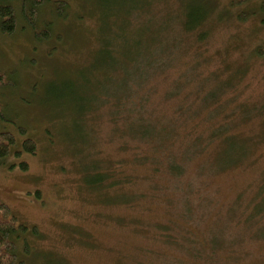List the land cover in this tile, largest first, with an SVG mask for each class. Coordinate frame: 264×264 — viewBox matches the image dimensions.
<instances>
[{
    "label": "rangeland",
    "instance_id": "374dc122",
    "mask_svg": "<svg viewBox=\"0 0 264 264\" xmlns=\"http://www.w3.org/2000/svg\"><path fill=\"white\" fill-rule=\"evenodd\" d=\"M153 1L150 6L154 4V13L156 8L160 9L155 17L159 26L173 25L174 17L168 15L176 14L182 0ZM260 1L209 0L216 10L213 16L217 23L210 22L212 32L200 51L198 47L196 51L189 48L183 56L181 51L175 52L171 56L173 65L182 56L186 64L182 66L180 62L181 68L175 65L171 69L167 61H160L165 76L158 85L162 90L163 106L168 109L175 102L164 99L178 91L183 92L188 103L200 108V103L206 100L204 94L197 93V88L203 84L210 90L216 88V82L209 79L217 72L229 69L221 75V80L227 82L230 75L231 81L227 84L232 85L227 86L225 98L234 103L224 101L223 105L230 112L236 109L229 126L230 135L245 137L252 146L243 166L213 175H194L196 183L199 179L210 182L205 194L216 200L215 206L207 209L208 217L196 227L201 230L203 240L211 238L210 225L217 219L220 204L229 205L231 199L242 193L238 190L245 191L246 198H249L257 190L259 181L264 182V57L255 53L257 49L264 51V13L255 10ZM114 2L116 4L118 0ZM146 2L129 0L128 3L135 7L133 12L127 5L121 7L123 11L130 10L136 19L133 27L137 30L130 25V31L141 29V49L138 55L125 54L123 57L113 54V69L108 71L102 68V54L98 57L93 54L95 41L105 30L103 23L99 25V19L103 20L105 11L107 13L106 9L96 6V0H81V7L74 17V11L70 10L69 20L64 21H68L67 24L55 20L56 15L51 16L47 10L45 18L55 22V33L50 39L40 40L43 37L37 32L35 36V32L24 24L13 35L0 34V70L12 74V86L0 90V103H3L0 124L17 140L12 157L6 161L7 166H0V202L12 209L21 224L36 227L40 234L33 236L30 232L25 236L21 264H130V257L131 262H136L140 239H144L139 230L146 228H142L144 222L135 224L131 221L137 215L143 220L164 215L163 210L146 214L143 206L138 208L139 211L114 207L112 190H109L110 195L103 197L105 191H92L87 185L96 177L98 170L95 168L100 161L113 157L116 160V141L120 138L127 140L130 133L127 123L114 120V103L94 102L92 111L84 116L82 110L86 104L83 97H90L89 90L94 96L98 95L96 81L99 79L105 83L106 74L111 76V88L117 89L115 84L122 76L139 81L141 72H146V25L150 22L146 19ZM71 3L73 9L78 5L77 0ZM241 14H246L244 20L240 18ZM114 23V19L111 20L112 26ZM38 26L43 28L42 24ZM117 29L118 26L113 27V30ZM126 38L130 47L137 40L130 33ZM112 44L115 49L116 44ZM119 45L123 47L125 43ZM137 61L141 71L136 68ZM194 64L199 69L196 70ZM224 65L228 66L224 68ZM115 68H118L116 72ZM176 80L191 82V85L178 89L174 85ZM171 81L173 85L166 86ZM175 101L181 103V99ZM237 107L244 110H237ZM204 116L214 115L206 112ZM247 119L246 128L238 129L237 124ZM118 130H122L121 134ZM26 139L36 142L35 155L23 152ZM22 163L28 165L27 170L21 168ZM144 169H140L141 174L145 173ZM194 198L198 201L197 193ZM98 200L110 201L113 205ZM234 205L235 200L231 207ZM118 217L129 221L119 223ZM245 226H239L235 221L228 223L225 236L229 242L234 237H241L240 243L234 245L238 255L226 264L264 263V239L254 237ZM146 243L161 253L182 255L179 249L164 243L151 240ZM163 263L164 259H158V264Z\"/></svg>",
    "mask_w": 264,
    "mask_h": 264
},
{
    "label": "trees",
    "instance_id": "16d2710c",
    "mask_svg": "<svg viewBox=\"0 0 264 264\" xmlns=\"http://www.w3.org/2000/svg\"><path fill=\"white\" fill-rule=\"evenodd\" d=\"M71 1L0 0V34L13 35L20 25L24 24L35 32V36L41 35L43 38L40 40L50 39L55 33V22L46 19L45 12L48 10L51 16L56 15L55 20L67 24L68 21H64L69 20L70 10L74 11V17L81 7V0H77L78 5L74 9ZM96 1L98 2L96 6L106 9L107 13L105 11L103 20L101 17L99 19V25L103 23L105 30L100 32L96 39L93 54H97V57L102 54V68L108 71L113 69V54L123 57L125 54L138 55L143 35L141 29L133 33L130 31L131 26L134 30L137 28H134L136 19L132 15L135 7L128 3L129 0H118L116 4L114 0ZM146 1V19L150 20L146 25V65L144 64L146 72H141L139 81L122 76L120 82L115 84L117 89L111 88L113 85L111 76L106 74L105 83L99 79L96 81L98 84L95 89L99 90V94L94 96L89 90L90 97H83L86 104L82 110L84 116L88 111H92L91 104L94 102L109 105L114 103V120L127 123L130 133L127 140L120 138L116 141V160L113 157L100 161L95 168L98 170L96 177L87 185L92 191H105L103 197L113 192L114 207L121 206L139 211L141 209L138 208L143 206L146 214L163 210L164 215L156 219L143 220L139 215L134 216L135 219L133 218L131 222L135 224L144 222L142 228L146 229L139 230L140 237L144 239H140L137 261L131 262L130 257V264H158V259L161 258L164 259L163 264L219 262L226 264L238 255L234 245L240 243L241 237L240 235L234 237L229 242L225 236L229 222L235 221L239 226L247 225L246 231L250 229L254 237L264 239V182L260 181L251 197L246 198V192L238 190V193H242L231 199L229 205L227 203L219 205L217 219L210 225V229L212 228L210 240L201 239V230L196 228L208 217L207 209L213 208L216 200L205 194L207 184L210 182L207 179H199L196 183L194 175H213L243 166L245 157L252 149L245 137L230 135L229 126L233 122L236 109H231L230 112L223 107L224 101L234 103L228 97L225 98L228 90L226 88L232 85L227 84L231 81L230 75L227 82H224L221 75L227 69L222 70V73L217 72L209 79L216 82V88L207 89L206 84L197 88V93L204 94L203 98L206 100L205 103H200L201 107L198 109L188 103L182 91L164 99L166 102L169 100L175 102L171 109L167 106L164 108L162 90L158 85L165 76L160 61H167L168 65L170 64L168 68L180 66V62L184 66L186 63L181 57L190 49L196 51V47L199 52L202 45L207 42L212 32L209 24L216 22L213 16L216 10L209 0H182L176 14L168 15L170 18L174 17L173 25L164 27L159 26L155 19L160 9L156 8L155 14L152 9L154 4L150 6L152 0ZM260 2L255 10L257 13H264V0ZM123 5H127L132 12L127 9L123 11L124 8H121ZM212 18L213 20H210ZM240 18L244 20L246 14H241ZM113 19L115 23L112 26ZM39 24H42L43 28H40ZM115 26H118L117 30H113ZM129 33L137 37L131 47L128 46L126 38ZM59 36L58 34V39ZM112 43L116 44L115 49ZM119 43L125 45L122 47ZM177 51H181L182 56L178 57V61L173 65L171 56ZM255 53L260 58L264 57V51L257 49ZM227 66L224 65V68ZM136 68L141 71L138 61ZM194 68L199 69L196 64ZM96 70L97 67L94 71ZM117 70L118 68H115L114 71ZM11 76L9 72L0 70V90L12 86ZM170 84L173 85V82H167L166 86ZM174 85L178 89H184L189 87L191 82L182 83L176 80ZM176 99H181V103H177ZM237 110L244 108L237 107ZM206 112H211L214 116L205 117ZM248 124L247 119L246 122L237 124V128L245 129ZM2 127L0 124V166H7L6 161L12 157L17 140L12 132ZM121 131L118 130V133L121 134ZM22 150L35 155L37 144L32 139H26ZM20 166L23 170L28 169L26 163ZM142 168H145L143 174L140 171ZM196 193L198 201L194 198ZM234 200L235 205L231 207ZM98 202L105 203L100 200ZM105 204L113 205L110 201ZM116 220L119 223L129 221L122 217ZM30 232L33 236H40L36 227L29 228L21 224L12 209L0 202V264H21L23 240ZM146 240L177 248L182 255L161 253L152 244L146 243Z\"/></svg>",
    "mask_w": 264,
    "mask_h": 264
}]
</instances>
